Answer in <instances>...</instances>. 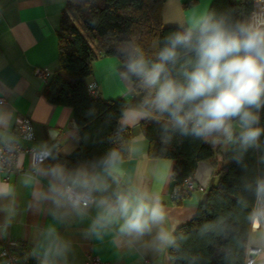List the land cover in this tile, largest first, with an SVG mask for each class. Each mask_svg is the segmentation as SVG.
Segmentation results:
<instances>
[{"label":"crops","instance_id":"1","mask_svg":"<svg viewBox=\"0 0 264 264\" xmlns=\"http://www.w3.org/2000/svg\"><path fill=\"white\" fill-rule=\"evenodd\" d=\"M188 1L193 3L186 6ZM211 2L165 0L162 25L194 26ZM65 3L66 0H0V97L5 100L0 104V145L18 140L22 145L54 149L53 156L34 174L7 176L0 171V247L7 240L21 244L24 255L18 257L19 264H26L24 256L30 254L39 258L40 264H85L89 255L112 264H144V258L173 264L168 252L170 236L195 215L206 193L195 189L180 203L172 198L169 186L174 161L149 157L148 141L140 128L147 114L140 106L134 83L120 72L121 62L114 56L96 57L86 82L94 83L103 99L126 100L120 123L130 129V156L108 170L91 165L78 168L104 187V191L90 194L88 205L80 211L64 203L54 190L59 182L50 172L62 166L57 156L73 153L80 136L71 108L50 103L43 93L46 83L33 71L41 67L53 73L58 67L57 29ZM21 117H28L33 125L35 138L31 142L15 134ZM213 146L222 148L216 153L219 162L230 143L223 137ZM18 164L27 168L28 156H19ZM217 167L213 166L207 186ZM63 169L69 174L76 172ZM116 193H143L150 200L158 198L165 213L163 221L150 222L142 235L122 232V219L108 216L99 204L100 200L113 201ZM100 215L107 219L95 225ZM162 233L167 240L160 239ZM247 242L264 245V234L250 230Z\"/></svg>","mask_w":264,"mask_h":264},{"label":"trees","instance_id":"2","mask_svg":"<svg viewBox=\"0 0 264 264\" xmlns=\"http://www.w3.org/2000/svg\"><path fill=\"white\" fill-rule=\"evenodd\" d=\"M164 1L66 0L57 29L58 67L43 90L50 103L71 108L79 132L80 144L73 153L57 156L66 169L75 172L81 165L102 166V159L113 150L118 153L115 162L129 158L130 129L120 123L126 100H106L99 95L93 98L87 92L86 80L98 56L118 58L120 72L126 76L130 57L142 55L146 60H156L167 37L183 30L162 25ZM250 8L251 0H212L208 11H232L235 18L243 19ZM130 79L147 114L140 128L148 141V155L174 161L175 185L193 176L201 161L218 166L213 172L217 183L204 189L207 194L198 203L195 215L170 236L168 252L172 263L244 264L252 207L257 199L255 181L264 178V135L260 147H250L243 153L238 143L229 142L228 151L222 153L218 162L219 146L207 143L202 136L173 130L166 116L143 103L147 93L139 81ZM260 126L264 127V109L260 112ZM184 198L174 200L180 203ZM16 249L20 251L18 257H23L21 244ZM24 260L26 264H40L33 254L24 256Z\"/></svg>","mask_w":264,"mask_h":264},{"label":"clouds","instance_id":"3","mask_svg":"<svg viewBox=\"0 0 264 264\" xmlns=\"http://www.w3.org/2000/svg\"><path fill=\"white\" fill-rule=\"evenodd\" d=\"M127 75L135 77L147 95L144 104L166 116L173 130L197 137L223 136L238 143L241 153L260 147L264 127V10L254 4L250 15L235 18L232 11H206L183 30L167 37L155 61L142 55L129 58ZM50 156V154H49ZM118 159L111 151L101 161L105 170ZM59 182L54 189L76 211L102 184L86 172L66 173L62 166L51 169ZM257 198L264 196V178L255 181ZM7 195V192L3 193ZM108 216L122 219L121 231L142 235L149 223L164 219L158 198L143 193H116L113 201L100 200ZM107 219L100 215L95 225ZM260 219L253 220L259 226ZM94 225V227H95ZM161 240H167L163 233Z\"/></svg>","mask_w":264,"mask_h":264},{"label":"built area","instance_id":"4","mask_svg":"<svg viewBox=\"0 0 264 264\" xmlns=\"http://www.w3.org/2000/svg\"><path fill=\"white\" fill-rule=\"evenodd\" d=\"M254 4H260L264 10V0H251V8L249 14L254 9ZM34 75L39 78L43 83H47L53 74L46 68L36 67L33 71ZM88 94L95 98L98 96V91L94 83L86 84ZM5 100L0 97V104ZM15 134L18 138L26 141H33L35 138L33 125L28 117H21L16 124ZM54 149L47 147H34L32 145H22L18 140L6 141L0 145V171L4 172L7 176L9 174L22 175L34 174L36 169L48 161L52 156ZM28 156L29 165L27 168L18 164V158L21 155ZM50 154V156H49ZM195 189L202 190V187L196 184L193 176L186 177L179 185L173 187L171 196L173 199L184 196L187 197ZM90 194L83 200V207L89 203ZM259 217V226L253 224V220ZM250 230H260L264 234V199L257 198L253 207L250 221ZM18 242L15 240H7L0 247V263L1 264H19L18 253L16 250ZM144 264H160L159 262L143 259ZM85 264H112L110 262L101 260L97 256L89 255L86 258ZM244 264H264V245H253L247 242L245 246Z\"/></svg>","mask_w":264,"mask_h":264},{"label":"water","instance_id":"5","mask_svg":"<svg viewBox=\"0 0 264 264\" xmlns=\"http://www.w3.org/2000/svg\"><path fill=\"white\" fill-rule=\"evenodd\" d=\"M212 171H213V166L210 163L206 161L199 162L193 174L194 182L200 185L202 189H205L212 174ZM173 186H174V181L170 183L169 186L170 192L172 191Z\"/></svg>","mask_w":264,"mask_h":264},{"label":"rangeland","instance_id":"6","mask_svg":"<svg viewBox=\"0 0 264 264\" xmlns=\"http://www.w3.org/2000/svg\"><path fill=\"white\" fill-rule=\"evenodd\" d=\"M223 138V136H219V137H205V141L209 144H213V145H217L219 143V141ZM222 149V148H220ZM218 177L216 174H214L210 180L209 186H213L217 183ZM203 190V189H202ZM207 194L206 191H203Z\"/></svg>","mask_w":264,"mask_h":264}]
</instances>
